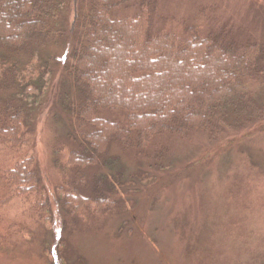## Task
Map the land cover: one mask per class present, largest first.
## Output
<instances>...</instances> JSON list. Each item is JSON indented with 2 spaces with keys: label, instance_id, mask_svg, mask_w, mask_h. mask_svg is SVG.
<instances>
[{
  "label": "trees",
  "instance_id": "1",
  "mask_svg": "<svg viewBox=\"0 0 264 264\" xmlns=\"http://www.w3.org/2000/svg\"><path fill=\"white\" fill-rule=\"evenodd\" d=\"M130 1L136 0H0V145L19 151L30 141L26 99L38 90L34 83L43 89L38 52L73 46L65 73L77 94L71 111L82 142H65L69 177L55 193L72 217L127 210L120 195L127 188L124 166L114 147L163 170L159 139L201 134L214 142L264 120V93L251 88H264V43L240 41L228 25L205 35L197 26L161 32L158 1L139 0L132 17L120 16V5ZM0 186L7 193L0 210L19 199L51 227L52 203L35 157L1 172ZM59 248L68 260V245L60 241Z\"/></svg>",
  "mask_w": 264,
  "mask_h": 264
},
{
  "label": "rangeland",
  "instance_id": "2",
  "mask_svg": "<svg viewBox=\"0 0 264 264\" xmlns=\"http://www.w3.org/2000/svg\"><path fill=\"white\" fill-rule=\"evenodd\" d=\"M138 1L120 5L119 15L132 17ZM157 1L158 31L197 26L205 35L228 25L240 41L264 43V0ZM72 19L69 13L67 28ZM71 47L38 52L36 78L42 76L43 89L34 83L38 90L26 99L30 141L19 151L0 145V173L27 155L36 158L52 225L33 215L30 204L13 199L0 210V264H264V120L214 142L201 134L189 141L159 139L157 148L166 151L163 170L114 147L111 154L124 166L127 188L120 195L127 210L77 218L60 208L55 193L69 177L65 142H82L71 111L77 94L65 73ZM251 88L257 96L264 93ZM6 198L0 186V201ZM60 241L69 247L66 261Z\"/></svg>",
  "mask_w": 264,
  "mask_h": 264
}]
</instances>
